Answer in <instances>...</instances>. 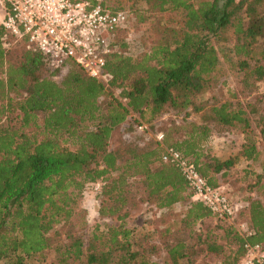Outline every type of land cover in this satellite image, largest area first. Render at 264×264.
Returning <instances> with one entry per match:
<instances>
[{
    "label": "trees",
    "instance_id": "obj_1",
    "mask_svg": "<svg viewBox=\"0 0 264 264\" xmlns=\"http://www.w3.org/2000/svg\"><path fill=\"white\" fill-rule=\"evenodd\" d=\"M111 1L101 4L124 10L125 0H116L114 6ZM142 1L158 11L184 15L169 20L159 41L139 56L126 53L124 44L118 46L106 60L111 75L106 84L88 76L74 62L63 70H51L37 50L25 47L14 59L9 57L11 51L3 45L0 26V68H4L0 120L6 113H21L19 126H0V259L23 264L25 257L52 246L54 237L49 232L63 223L67 227L63 253L72 264H157L149 254L159 247L135 245L133 230L123 222L105 231L94 226L86 242L80 234L70 232L72 226L85 223L84 218H77L76 206L86 185L98 180L102 182L98 193L101 217L123 220L126 209L139 201L160 210L185 203L182 228L171 231L166 227L164 233L172 238L160 242L167 264H199L198 255L220 250L211 239L192 240L196 223L212 213L192 199L179 168L162 158L166 149L177 150L192 159L208 184L219 186L216 175H224L223 170L236 159L222 160L206 151L210 125L189 122L172 127L161 132V141L144 145L122 144L110 149V140L130 113L143 116L148 112L151 119L166 106L178 111L205 107L198 105L199 95L212 84L219 64L211 38L233 40V53L245 61L259 47L254 63L248 60L242 68L246 77L264 79V0ZM132 10L141 21V14ZM207 114L223 128L246 134L241 155L252 161L259 158L262 152L247 135L251 125L243 107L224 101L210 105ZM29 126L40 130V139L24 130ZM262 133L264 142V129ZM236 217L254 231L248 237L238 231L234 234L240 256L237 264H241L245 241L258 243L264 250V203L250 199Z\"/></svg>",
    "mask_w": 264,
    "mask_h": 264
},
{
    "label": "rangeland",
    "instance_id": "obj_2",
    "mask_svg": "<svg viewBox=\"0 0 264 264\" xmlns=\"http://www.w3.org/2000/svg\"><path fill=\"white\" fill-rule=\"evenodd\" d=\"M126 1V2H125ZM123 8L128 13V23L125 28L116 35L118 46L125 45L123 50L133 56H139L141 53L149 51L160 39L161 29L169 21L180 20L184 13L178 11H158L150 4L142 1L125 0ZM112 6L116 0L110 2ZM133 6L130 7L129 6ZM139 12L142 16L139 21L136 14ZM11 58L17 57L25 46L12 38L7 40ZM210 42L216 48L219 64L215 73V78L210 86L199 95L198 105H205L202 110H194L191 107L186 110H176L166 106L164 111L154 117L149 118L146 112L143 116L138 113H130L126 121L118 127L110 140V149H114L122 144L144 145L148 142L156 141V135L165 132L172 127H180L189 122L207 123L211 127V135L205 143L206 151L219 159L235 158V162L229 168L223 170L224 175H216L221 189H223L229 198L240 208L250 199L258 198L264 203V79L256 80L244 75V63H254L257 59L259 47H256L252 53V58L245 61L241 56L233 53V40L228 42L217 41L211 38ZM13 55V56H12ZM243 67V68H242ZM4 68H0V78H4ZM117 93V91H116ZM224 101H229L232 105H240L247 112L251 128L247 134L256 142L258 149L262 152L255 161L247 160L241 155L242 144L245 141L246 134L241 133L235 128H223L208 118V108L210 105H218ZM4 103V101H0ZM21 113L13 111L6 113L0 120V126H19L21 123ZM40 123V119L38 120ZM142 125L139 129L138 126ZM29 134L36 135L40 139V130L34 126L24 129ZM71 147L70 145H66ZM99 188L94 183L87 184L81 197H79L76 210L80 213L77 218H84L85 223L70 228L73 234H80L86 242L94 229L98 225L100 229L106 230L109 226H118L121 222L126 227L133 230V241L135 245L143 246L155 244L159 247L158 252L149 254L151 261L157 264H167L166 253L161 248L160 242L164 239H171L172 235L165 234L164 230L169 227L171 231L181 229L183 223L181 218L185 212V203H177L171 209L160 210L152 203L139 201L135 207L126 209V216L123 220L117 217H101L98 214L99 198L102 182ZM140 195H137V199ZM245 222L240 217L234 220L221 219L213 215L196 223L194 241L202 239H211L219 245L216 252L198 255L199 264H216L223 261L227 264L239 263L240 256L237 253V242L234 234L238 229V223ZM67 227L63 223L55 224L49 232L54 237L52 246L37 254L25 257L23 264H72L71 259L63 253L64 244L67 242L65 232ZM241 234V233H240ZM241 261V260H240ZM12 259H0V264H15Z\"/></svg>",
    "mask_w": 264,
    "mask_h": 264
},
{
    "label": "built area",
    "instance_id": "obj_3",
    "mask_svg": "<svg viewBox=\"0 0 264 264\" xmlns=\"http://www.w3.org/2000/svg\"><path fill=\"white\" fill-rule=\"evenodd\" d=\"M102 0H0V26L3 45L9 38L27 49L41 53L51 70L66 68L74 62L90 77L107 83L111 75L106 60L118 50L116 35L126 27L128 13L104 7ZM139 129L142 125L138 126ZM163 134L156 135L161 141ZM163 160L174 163L192 191V199L203 203L213 216L234 220L239 207L220 186H212L197 171L192 159L168 148ZM99 188L100 182L94 183ZM241 235L254 231L239 222ZM241 264H264V250L258 243L244 242Z\"/></svg>",
    "mask_w": 264,
    "mask_h": 264
}]
</instances>
